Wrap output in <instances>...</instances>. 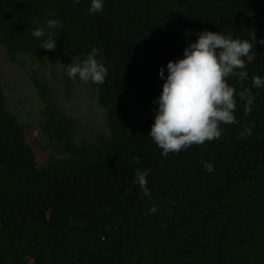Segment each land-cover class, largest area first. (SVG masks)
Listing matches in <instances>:
<instances>
[{"label":"trees","instance_id":"trees-1","mask_svg":"<svg viewBox=\"0 0 264 264\" xmlns=\"http://www.w3.org/2000/svg\"><path fill=\"white\" fill-rule=\"evenodd\" d=\"M90 5L0 0V45L9 59H47L52 51L39 47L47 35L32 32L57 19L63 29L47 30L55 49L77 64L101 49L97 59L107 68L103 84L88 81L103 113L89 127L35 78L46 103L43 142L28 140L0 82V264H264V88L252 84L253 76L264 79V45L242 58L246 80L227 78L239 123L222 124L220 138L165 157L148 135L161 66L166 78L168 61L183 58L204 30L264 38V0H103L96 14ZM62 80L71 93L76 80L67 72ZM244 88L255 97L250 115L239 99ZM36 147L49 151L43 161ZM145 169L151 199H141L133 182Z\"/></svg>","mask_w":264,"mask_h":264},{"label":"clouds","instance_id":"clouds-1","mask_svg":"<svg viewBox=\"0 0 264 264\" xmlns=\"http://www.w3.org/2000/svg\"><path fill=\"white\" fill-rule=\"evenodd\" d=\"M102 10L103 0H91L90 13L96 14ZM56 28L63 29L62 23L57 19H48L32 32L36 38L47 35L39 47L55 50L56 36L47 30ZM250 37L251 41L248 38L233 39L230 35L204 30L198 33L195 42L188 43L183 58L168 61L166 78L161 66L159 75L164 83L161 94L153 100L158 107L148 135L162 149L163 156L218 139L222 135V124L239 123L234 115L237 109L236 89L228 84L227 78L236 77L240 82L248 78L246 63L242 58L249 57L255 43L264 45V38L257 41L255 32ZM101 54L102 50L94 47L82 63L68 64V77L74 81L79 78L83 82L103 84L107 68L97 59ZM252 84L256 88H264V79L259 75L253 76ZM239 99L243 101L244 114L250 115L255 101L251 90L242 89ZM254 126V123L246 126L240 134L241 138L250 135ZM148 175L149 169L135 173L133 182L141 190V199H151L147 187ZM149 211L155 213L157 208L152 206Z\"/></svg>","mask_w":264,"mask_h":264},{"label":"rangeland","instance_id":"rangeland-1","mask_svg":"<svg viewBox=\"0 0 264 264\" xmlns=\"http://www.w3.org/2000/svg\"><path fill=\"white\" fill-rule=\"evenodd\" d=\"M68 53L55 49L47 59L46 56L41 59L18 56L16 60H11L0 45V82L8 99V107L26 127V137L33 143L35 139L43 142V111L46 104L34 84L35 78L48 83V91L55 104L77 119L78 124L89 127L101 122L102 109L95 105V99L90 95L93 89L88 82L77 78L76 87L71 89V93L67 91L62 76L67 72L68 64L78 63L77 58L75 60ZM49 103L53 104L51 101ZM35 150L40 161L48 156L49 151L41 152L38 147Z\"/></svg>","mask_w":264,"mask_h":264}]
</instances>
